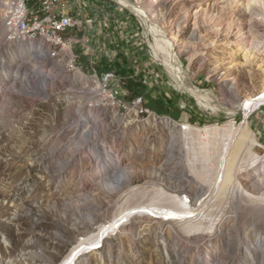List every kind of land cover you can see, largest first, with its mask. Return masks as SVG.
Here are the masks:
<instances>
[{"label":"rangeland","instance_id":"374dc122","mask_svg":"<svg viewBox=\"0 0 264 264\" xmlns=\"http://www.w3.org/2000/svg\"><path fill=\"white\" fill-rule=\"evenodd\" d=\"M112 1L134 18L147 59L141 80L121 84L118 103L87 81L57 87L44 105L0 95V264H199L206 254L213 264H243L245 248L264 251V185L252 177L264 160V104L236 110L234 120L232 105L224 113L200 103L154 54L139 16ZM130 1L165 29L201 97H264V54L247 62L237 53L239 44H264V16L248 10L258 1L264 9V0ZM96 120L103 125L91 141L111 147L135 178L113 195L90 185V153L65 148ZM166 120L183 127L185 167L171 160ZM171 173L204 187L200 207L162 180ZM86 189L103 201L99 215L84 209L93 202L79 198Z\"/></svg>","mask_w":264,"mask_h":264},{"label":"bare ground","instance_id":"6f19581e","mask_svg":"<svg viewBox=\"0 0 264 264\" xmlns=\"http://www.w3.org/2000/svg\"><path fill=\"white\" fill-rule=\"evenodd\" d=\"M117 1L132 9L139 16L142 23L145 25L146 35L148 41L152 45L154 54L158 57L167 71L171 72L178 81H182L188 85L192 96H195L200 103L206 104L209 100L213 108L215 107V109H218L217 111L224 113L228 112L227 109L229 107H227V105L230 104L232 105L231 107L234 108V111L231 113L234 120L237 111L249 114V111H251L253 107L264 104V97L256 100L243 101L235 97V99H238L237 101L226 100L224 103H222L223 101L220 103L217 98L214 99L211 98L212 96L209 97L205 94L201 97L199 90L191 83L188 69L184 67L180 59L181 54L177 51L173 43L167 41L165 29H163V27L161 28L158 23L152 21V16L149 14V11L143 7L145 4H142V1L136 3H132L130 0ZM250 4L248 5V10L252 14L264 16V9L260 1ZM9 12H11V0H0V32L3 27L7 25ZM171 37L173 38L174 36ZM239 45L238 51H236L243 56V58L247 59V62H249L256 53L264 54V44L258 41L253 42L249 48L245 46V44ZM78 56V46L69 42H62L61 48H59V42L56 40V37H54L53 33L39 35L26 34V38H24L23 35H16L15 38H10L8 41L4 42H1L0 34V95H3L1 97L2 102H5L4 97L9 98L10 101H12L14 97L29 102L36 101L40 105H44L52 99L57 87H66L68 83L73 85V81L77 79L91 82V88L93 89L94 74H86L83 67H72L76 63ZM17 109H21V106H18ZM114 120L118 121V117L116 116ZM165 122L167 126H165V128L170 131L171 160L176 165L185 167V160L182 158L183 154H185V149L179 146V141H181L179 135L182 134L183 127L173 120H166ZM95 123L94 125L91 124L89 129L85 130L84 134H86V137H81L80 134V142L78 140L76 142L74 141V143H72L73 146H71L70 143L65 148L71 150L74 155H77L83 149L90 153L93 160L97 163L96 171L89 181L90 185L99 188V190H104L108 195H113L122 191L125 186H130L135 178L131 175L129 163L121 161L122 159L120 156L114 153L111 147L104 143L100 144L99 142L91 141H94L92 138H95V140L97 138V132H93V130L102 129L103 125V123L98 122V120H96ZM61 152H63V150ZM54 153L59 154V149H54ZM252 169L253 181L264 185V160L262 159L258 164L253 166ZM192 175H194L193 177L196 179L202 177V174H199V172L193 173ZM193 177L187 176V174L171 173L167 175V177L163 176L162 180L168 183V185L179 194L191 192L195 198L194 205L200 207L198 200L200 196L204 195L205 189L203 186L192 189L190 181L193 180ZM78 196L81 200L88 198L87 201H93L83 204L84 209L89 212V215H99V203L103 202L101 199H99L100 201L91 199V193L88 189L83 190ZM117 224L119 223H116V225ZM110 226L115 228L114 225ZM244 252L246 256L244 255L245 261H243V264H256L255 261L250 262L248 260L247 254L253 259L256 256H258V259L259 257L262 260L264 259V251L260 252L258 247L250 246L249 248H245ZM202 257L203 258L198 259L199 264H213L211 261H208L212 260L210 255L206 254V257ZM213 260H215V258H213ZM263 261L261 262L263 263ZM64 264H72V262L68 261Z\"/></svg>","mask_w":264,"mask_h":264},{"label":"crops","instance_id":"0c3cea01","mask_svg":"<svg viewBox=\"0 0 264 264\" xmlns=\"http://www.w3.org/2000/svg\"><path fill=\"white\" fill-rule=\"evenodd\" d=\"M70 5L69 12L80 13L85 22L82 34L91 39L88 48L80 51L81 66L111 73L121 84L141 80L147 59L134 18L112 0H70Z\"/></svg>","mask_w":264,"mask_h":264},{"label":"built area","instance_id":"2783aa9c","mask_svg":"<svg viewBox=\"0 0 264 264\" xmlns=\"http://www.w3.org/2000/svg\"><path fill=\"white\" fill-rule=\"evenodd\" d=\"M70 0H11V12L7 25L1 30V42L15 38L16 35L53 33L61 48L62 42L75 44L79 56L72 67H82L80 51L88 48L91 39L83 35L85 22L80 13L69 12ZM94 71L93 89L113 104L121 99V82L111 73ZM81 82L74 80L73 82ZM84 82V81H83Z\"/></svg>","mask_w":264,"mask_h":264}]
</instances>
